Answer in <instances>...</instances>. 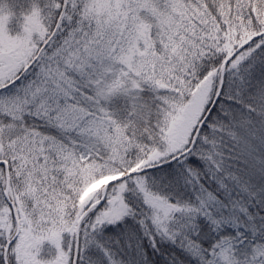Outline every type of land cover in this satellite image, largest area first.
<instances>
[{
  "label": "snow or ice",
  "instance_id": "snow-or-ice-1",
  "mask_svg": "<svg viewBox=\"0 0 264 264\" xmlns=\"http://www.w3.org/2000/svg\"><path fill=\"white\" fill-rule=\"evenodd\" d=\"M0 264H264V0H0Z\"/></svg>",
  "mask_w": 264,
  "mask_h": 264
}]
</instances>
